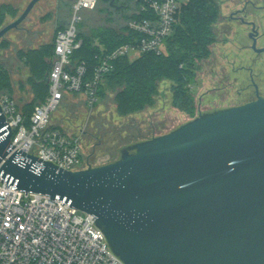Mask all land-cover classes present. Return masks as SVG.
<instances>
[{"label": "water", "instance_id": "1", "mask_svg": "<svg viewBox=\"0 0 264 264\" xmlns=\"http://www.w3.org/2000/svg\"><path fill=\"white\" fill-rule=\"evenodd\" d=\"M38 1L1 27L0 39ZM12 133L0 106L3 177L92 213L128 264H264V97L201 112L80 170L8 156Z\"/></svg>", "mask_w": 264, "mask_h": 264}, {"label": "built area", "instance_id": "2", "mask_svg": "<svg viewBox=\"0 0 264 264\" xmlns=\"http://www.w3.org/2000/svg\"><path fill=\"white\" fill-rule=\"evenodd\" d=\"M190 0H141L138 13L147 16L128 21L137 33L132 41L104 51L88 74L85 60L73 61L83 39L78 37L83 10L99 0H73L67 25L55 35L49 73V94L36 104L27 121L16 99L0 92V106L12 128L11 152L30 153L67 170L87 168L82 133L54 126L53 113L67 94L78 92L87 105L98 101L105 75L121 56L135 58L143 52L165 51L179 13ZM192 87V83L189 85ZM0 264H128L111 247L96 217L64 200L41 192L25 191L0 173Z\"/></svg>", "mask_w": 264, "mask_h": 264}, {"label": "rangeland", "instance_id": "3", "mask_svg": "<svg viewBox=\"0 0 264 264\" xmlns=\"http://www.w3.org/2000/svg\"><path fill=\"white\" fill-rule=\"evenodd\" d=\"M30 1L0 0V28L15 20ZM244 1L217 0L221 16L214 25L215 40L210 44L206 57L195 58L191 87L196 102L194 116L174 105L173 82L168 79L160 81L153 103L141 111L124 115L119 112L116 91L113 89L108 88L103 99L94 106L87 105L82 94H67L53 113L52 122L69 132L82 133L83 158L87 167L114 160L126 144L131 145L141 138H151L175 129L197 116L201 109L243 101L236 95L242 75L235 73L234 69L254 65L257 71H264V55L256 54L251 49L252 41L248 36L251 27L229 20V16ZM259 1L264 3V0ZM102 2H99L100 7L93 14L89 9L83 10L84 30L124 23L122 15L125 11L121 10L111 14L113 23L107 22L100 11L101 7L106 6ZM117 3L121 5L123 0ZM71 4L72 0H40L17 27L0 39V66H5L10 75V85L5 90L13 95L20 106L26 102L33 106L41 101L36 98L34 86L29 82L30 67L20 52L52 43L59 27L67 23L72 14ZM251 13L246 18L260 19L264 30V10L258 11V14ZM225 74L230 75L231 80L223 81ZM237 76L239 84L234 78ZM216 86L221 89L217 90ZM100 125L104 136L99 135L97 139L94 134L99 132L97 127Z\"/></svg>", "mask_w": 264, "mask_h": 264}, {"label": "trees", "instance_id": "4", "mask_svg": "<svg viewBox=\"0 0 264 264\" xmlns=\"http://www.w3.org/2000/svg\"><path fill=\"white\" fill-rule=\"evenodd\" d=\"M117 1L115 0V4L118 7L111 5L110 0H99L106 4L105 7L100 8V11L104 14L105 20L110 23L114 22L112 13L120 10L121 12L125 11L122 15L125 19L124 23L119 26L95 27L88 31L83 29L84 20L79 25L78 37L83 39V43L80 48L75 50L72 58L73 61L85 60L88 65V74L99 62L101 53L135 38L137 33L128 26L130 19L147 16L146 13H138L141 0H123L121 5ZM99 2L96 8L89 9L92 14L95 9L100 7ZM220 16L217 0H190L182 7L173 32L165 40V51L159 54L153 51L143 52L135 58L119 57L115 61L114 70L105 75L104 82L98 90V101L95 105L103 99L109 88L116 91V100L121 114L141 111L154 102V95L159 91L160 81L168 79L173 82L174 105L194 116L196 102L189 85L193 82L195 58H203L209 54L210 44L215 40L214 25ZM67 23L62 24L59 28L65 27ZM54 47L55 42L53 41L20 52L22 59L30 67L29 82L33 84L36 98H39L40 102L44 101L49 94L48 77L52 67ZM9 85L8 69L1 65L0 92H6L13 96L5 90ZM72 94L79 95L78 92ZM85 103L87 104L86 100ZM35 105L32 106L29 102L23 106L19 105L27 121L30 120ZM53 125L60 127L54 123ZM97 128H99V132H95L94 136L98 139V137L104 136V130L101 131V125ZM143 139L146 138L140 140ZM120 156L121 151L114 160Z\"/></svg>", "mask_w": 264, "mask_h": 264}, {"label": "flooded vegetation", "instance_id": "5", "mask_svg": "<svg viewBox=\"0 0 264 264\" xmlns=\"http://www.w3.org/2000/svg\"><path fill=\"white\" fill-rule=\"evenodd\" d=\"M260 10L261 11L264 10L263 2H260L259 0H245L243 5L238 7L229 16V20L240 22V24H244L251 27L248 33V36L251 38L252 41V43L250 44L251 49L256 54L264 55V42H262L264 40V30H262L261 28L262 23L259 22L261 20L255 18H250V19L246 18V16H248L249 14H252L251 12L258 14V11ZM256 68L257 66L255 67L254 65H250V66L242 65L234 69L235 73L237 72V74H239L240 76L242 75L240 84H239V76L234 77L238 80L237 84L240 85V87L236 91V95L238 98H243L242 102L230 104V105H224V106L211 105V107L209 108L201 109L199 111V114L201 112H209L221 108L245 104L258 99L259 97H264V71H257ZM222 79H224L223 81H225V79L231 80V77L230 75L225 74L223 75ZM215 88L217 90L221 89V87L219 86H216Z\"/></svg>", "mask_w": 264, "mask_h": 264}]
</instances>
